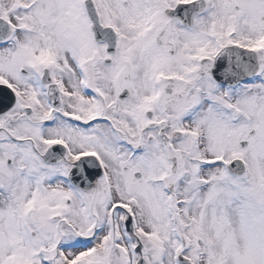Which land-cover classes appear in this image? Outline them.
<instances>
[{
  "label": "snow or ice",
  "instance_id": "6c2138e0",
  "mask_svg": "<svg viewBox=\"0 0 264 264\" xmlns=\"http://www.w3.org/2000/svg\"><path fill=\"white\" fill-rule=\"evenodd\" d=\"M0 264H264V0H0Z\"/></svg>",
  "mask_w": 264,
  "mask_h": 264
}]
</instances>
